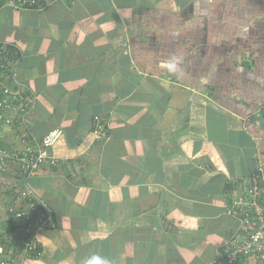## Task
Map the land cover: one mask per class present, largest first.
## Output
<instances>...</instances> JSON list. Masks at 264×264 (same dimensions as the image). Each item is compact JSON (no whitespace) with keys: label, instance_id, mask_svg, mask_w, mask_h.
<instances>
[{"label":"crops","instance_id":"1","mask_svg":"<svg viewBox=\"0 0 264 264\" xmlns=\"http://www.w3.org/2000/svg\"><path fill=\"white\" fill-rule=\"evenodd\" d=\"M39 4L0 11V44L33 99L19 132L63 136L57 165L0 173V260L214 262L240 227L244 179L264 175V0ZM11 139L0 125L1 146ZM26 187L53 224L24 256Z\"/></svg>","mask_w":264,"mask_h":264},{"label":"built area","instance_id":"2","mask_svg":"<svg viewBox=\"0 0 264 264\" xmlns=\"http://www.w3.org/2000/svg\"><path fill=\"white\" fill-rule=\"evenodd\" d=\"M40 1L46 2V0H0V11L5 7L14 10L41 8ZM13 65L8 47L0 44V125L12 133L11 144L8 147H2L0 144V173L10 172L26 180L43 163L49 162L53 166L58 164L53 147L62 138L63 130L51 128L40 139L19 132L17 123L23 121L33 99L25 94L22 87L14 83ZM92 134L97 141L107 138V124L102 117H94ZM242 187L244 196L236 202L240 227L223 243L217 259L207 264H264L263 170L261 168L255 170L244 179ZM16 199L24 200L28 204L26 212L17 211L16 214L26 221L23 255H33L38 244L35 233L53 224V213L42 200H35L27 187L17 191ZM9 211H15L14 205ZM0 264L20 263L16 259H7L0 260Z\"/></svg>","mask_w":264,"mask_h":264},{"label":"clouds","instance_id":"3","mask_svg":"<svg viewBox=\"0 0 264 264\" xmlns=\"http://www.w3.org/2000/svg\"><path fill=\"white\" fill-rule=\"evenodd\" d=\"M84 264H109L107 260H104L98 256H92L84 261Z\"/></svg>","mask_w":264,"mask_h":264},{"label":"trees","instance_id":"4","mask_svg":"<svg viewBox=\"0 0 264 264\" xmlns=\"http://www.w3.org/2000/svg\"><path fill=\"white\" fill-rule=\"evenodd\" d=\"M261 118L264 119V112H261Z\"/></svg>","mask_w":264,"mask_h":264}]
</instances>
